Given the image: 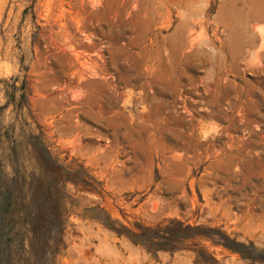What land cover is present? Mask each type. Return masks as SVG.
<instances>
[{"label": "rangeland", "instance_id": "rangeland-1", "mask_svg": "<svg viewBox=\"0 0 264 264\" xmlns=\"http://www.w3.org/2000/svg\"><path fill=\"white\" fill-rule=\"evenodd\" d=\"M0 264H264V0H0Z\"/></svg>", "mask_w": 264, "mask_h": 264}]
</instances>
